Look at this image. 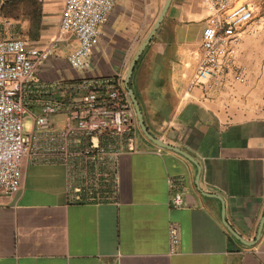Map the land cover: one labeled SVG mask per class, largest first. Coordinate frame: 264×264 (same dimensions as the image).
Segmentation results:
<instances>
[{"label": "crops", "instance_id": "0c3cea01", "mask_svg": "<svg viewBox=\"0 0 264 264\" xmlns=\"http://www.w3.org/2000/svg\"><path fill=\"white\" fill-rule=\"evenodd\" d=\"M14 1L0 0V40L53 47L28 97L27 131L45 99L40 85L115 78L129 95L131 64L167 2L118 0L85 67L75 69L68 58L78 42L60 31L64 0ZM208 18L202 0H172L129 84L149 133L193 161L155 145L138 122V150L120 157L118 203H97L69 200L63 166L24 160L20 190L0 193V264H264V109L255 103L264 23L242 35L236 74L201 85ZM52 120L64 125L63 116ZM176 195L185 206H173ZM172 223L181 231L174 252Z\"/></svg>", "mask_w": 264, "mask_h": 264}, {"label": "built area", "instance_id": "2783aa9c", "mask_svg": "<svg viewBox=\"0 0 264 264\" xmlns=\"http://www.w3.org/2000/svg\"><path fill=\"white\" fill-rule=\"evenodd\" d=\"M118 0H64L61 35L78 42L68 58L75 69H83L97 45L100 30ZM209 18L202 32L195 81L225 82L238 72L237 55L242 35L255 20V10L246 0H202ZM53 47L39 49L19 38L0 40V193L20 190L24 160L33 165H61L67 173L70 201L118 203L120 157L138 150L136 111L119 79L85 80L78 85H40L45 97L39 115L30 118L28 97L38 68L52 55ZM63 116L64 125L53 118ZM173 206H185L181 195ZM174 252L181 231L169 230Z\"/></svg>", "mask_w": 264, "mask_h": 264}, {"label": "water", "instance_id": "95a60500", "mask_svg": "<svg viewBox=\"0 0 264 264\" xmlns=\"http://www.w3.org/2000/svg\"><path fill=\"white\" fill-rule=\"evenodd\" d=\"M172 0H167L165 6H164V9L150 35V37L148 38V40L142 45L140 51L137 53V55L135 56L132 64H131V67H130V70H129V73H128V76H127V79H126V88L128 90V93H129V97H130V100L134 106V109L136 111V115H137V119H138V122H139V125L142 129V132L144 133V135L149 139L151 140L155 145H157L158 147H161V148H164V149H168V150H171V151H174V152H177L185 157H187L188 159H190L191 161H193V159L187 155L185 152H183L182 150L176 148V147H173V146H170L166 143H164L162 140L160 139H157L155 137H153L146 125H145V121H144V117H143V113L141 111V108H140V105H139V102L135 96V93L134 91L130 88L129 84H130V81H131V78H132V75H133V72H134V69H135V66L137 64V61L139 60V58L141 57L142 53L144 52L145 48L148 46V44L150 43L151 39L154 37V35L156 34L159 26L161 25L162 21L164 20L165 16H166V13H167V10L171 4ZM263 227V224L261 225ZM231 233L237 238L239 239L241 242L245 243L236 233H234L231 229H230Z\"/></svg>", "mask_w": 264, "mask_h": 264}, {"label": "rangeland", "instance_id": "374dc122", "mask_svg": "<svg viewBox=\"0 0 264 264\" xmlns=\"http://www.w3.org/2000/svg\"><path fill=\"white\" fill-rule=\"evenodd\" d=\"M255 10L254 22L264 23V0H246ZM262 59V57H261ZM264 59V53H263ZM262 59V60H263ZM256 65L257 61H256ZM261 76H255V103L259 110L264 109V60L260 64ZM29 129V123L27 130Z\"/></svg>", "mask_w": 264, "mask_h": 264}, {"label": "trees", "instance_id": "16d2710c", "mask_svg": "<svg viewBox=\"0 0 264 264\" xmlns=\"http://www.w3.org/2000/svg\"><path fill=\"white\" fill-rule=\"evenodd\" d=\"M28 1H29V0H15V1H14V3H15V4H20V3H22V2H23V3H25V4H26ZM30 3H34V2H30ZM34 7H35V5H34ZM35 8H36V7H35ZM35 8H34V11H33V12H34V14H33V15H34V16H33L34 18L38 17V15H37V12H36V9H35Z\"/></svg>", "mask_w": 264, "mask_h": 264}]
</instances>
